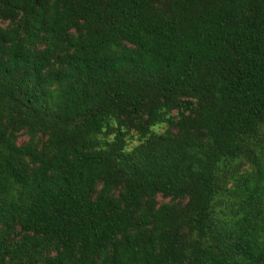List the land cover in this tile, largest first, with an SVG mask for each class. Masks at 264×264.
I'll list each match as a JSON object with an SVG mask.
<instances>
[{
    "label": "trees",
    "instance_id": "trees-1",
    "mask_svg": "<svg viewBox=\"0 0 264 264\" xmlns=\"http://www.w3.org/2000/svg\"><path fill=\"white\" fill-rule=\"evenodd\" d=\"M0 264H264V0H0Z\"/></svg>",
    "mask_w": 264,
    "mask_h": 264
}]
</instances>
